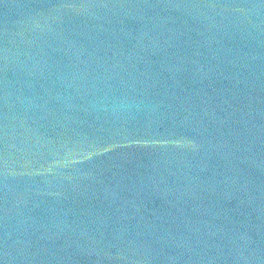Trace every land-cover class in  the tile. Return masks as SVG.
<instances>
[{
    "label": "water",
    "instance_id": "water-1",
    "mask_svg": "<svg viewBox=\"0 0 264 264\" xmlns=\"http://www.w3.org/2000/svg\"><path fill=\"white\" fill-rule=\"evenodd\" d=\"M0 264H264V0H0Z\"/></svg>",
    "mask_w": 264,
    "mask_h": 264
}]
</instances>
